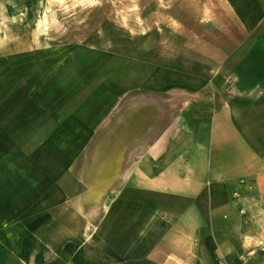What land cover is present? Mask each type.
<instances>
[{
	"label": "crops",
	"instance_id": "0c3cea01",
	"mask_svg": "<svg viewBox=\"0 0 264 264\" xmlns=\"http://www.w3.org/2000/svg\"><path fill=\"white\" fill-rule=\"evenodd\" d=\"M206 3V67L4 33L0 264H264V0Z\"/></svg>",
	"mask_w": 264,
	"mask_h": 264
},
{
	"label": "rangeland",
	"instance_id": "374dc122",
	"mask_svg": "<svg viewBox=\"0 0 264 264\" xmlns=\"http://www.w3.org/2000/svg\"><path fill=\"white\" fill-rule=\"evenodd\" d=\"M207 1L27 0L33 10L0 9V49L8 33L14 49L81 46L184 69L217 65L220 59L205 54L221 45L213 37L222 27L207 25ZM11 15L27 24L8 26Z\"/></svg>",
	"mask_w": 264,
	"mask_h": 264
}]
</instances>
